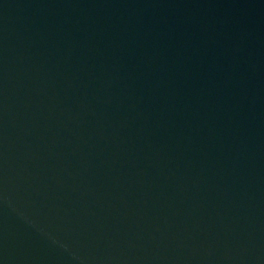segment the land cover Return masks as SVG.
<instances>
[{"label":"water","instance_id":"obj_1","mask_svg":"<svg viewBox=\"0 0 264 264\" xmlns=\"http://www.w3.org/2000/svg\"><path fill=\"white\" fill-rule=\"evenodd\" d=\"M0 264H264V0H0Z\"/></svg>","mask_w":264,"mask_h":264}]
</instances>
